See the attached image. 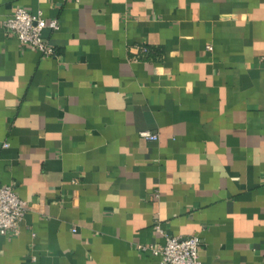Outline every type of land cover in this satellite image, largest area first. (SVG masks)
I'll list each match as a JSON object with an SVG mask.
<instances>
[{
	"label": "crops",
	"instance_id": "0c3cea01",
	"mask_svg": "<svg viewBox=\"0 0 264 264\" xmlns=\"http://www.w3.org/2000/svg\"><path fill=\"white\" fill-rule=\"evenodd\" d=\"M15 6L59 26L42 57L0 24V185L28 206L0 264H158L162 234L264 264V0Z\"/></svg>",
	"mask_w": 264,
	"mask_h": 264
},
{
	"label": "built area",
	"instance_id": "2783aa9c",
	"mask_svg": "<svg viewBox=\"0 0 264 264\" xmlns=\"http://www.w3.org/2000/svg\"><path fill=\"white\" fill-rule=\"evenodd\" d=\"M6 33L12 34L19 43L26 44L38 51L42 57L54 54L52 47L42 37L41 31L47 27L58 29L55 19H44L39 12L30 13L24 8L15 6L1 21ZM209 49V46L206 47ZM142 51L145 49L142 47ZM139 136L146 140H155L157 135L149 131H140ZM7 143L3 142L2 147ZM27 203L17 197L11 184L0 185V235L16 234L18 223L27 209ZM160 231L158 225H154ZM161 245H136L138 250H146L158 256V264H201L197 255L199 239L196 235L172 236L162 234Z\"/></svg>",
	"mask_w": 264,
	"mask_h": 264
}]
</instances>
